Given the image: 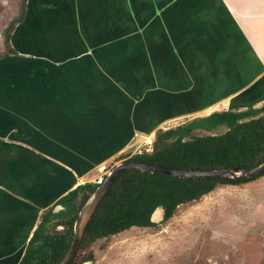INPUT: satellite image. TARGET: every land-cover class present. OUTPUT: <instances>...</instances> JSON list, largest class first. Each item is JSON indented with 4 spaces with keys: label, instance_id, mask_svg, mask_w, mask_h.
<instances>
[{
    "label": "rangeland",
    "instance_id": "374dc122",
    "mask_svg": "<svg viewBox=\"0 0 264 264\" xmlns=\"http://www.w3.org/2000/svg\"><path fill=\"white\" fill-rule=\"evenodd\" d=\"M45 3L50 6L54 3L58 11L51 14L43 11L39 6ZM213 4L212 1L209 4L208 0H0V64L3 63L0 68V182L12 189L7 188L11 192L9 194L5 188L0 190V264L18 263L27 245L25 242L27 227L32 225L35 229L38 225L39 216L45 205L42 200L48 195L47 191L51 190L46 188L41 194L40 188L24 189L22 184L33 180V175H16L11 163V159L18 163L22 162L16 153L25 151L27 146L31 149L35 145L32 139L25 137L27 135L25 120H28L26 119L28 111L44 97L46 93L44 90L53 92L55 100H62L61 106H66L65 110L63 109L65 115L58 121L57 129L65 126L67 130L64 131L65 134L72 137L69 122L75 118L77 122L85 125L84 133L91 130L95 132L94 137L87 134L89 138L84 136L77 141L63 138L61 157L66 160L77 159L75 152H81L87 157L92 156L97 160L96 155L109 152L113 146L119 144L120 136L121 141L126 137L125 128L134 129L133 133L138 141L130 140L128 144L126 142L130 148L127 146L124 151L114 148L116 149L114 154L102 160L97 166L98 171L90 175L88 182H94L101 172V175H107L113 167L125 162L133 154L144 148L149 150L157 129L174 127L199 116L202 118L201 113H198L200 108L192 109L200 106L197 98L192 106L191 102L189 105L179 104L181 101L178 98L179 96L181 98L183 93L180 88L174 85L166 89L157 86L156 91L149 90V76H140L141 78L137 79L132 73L138 71L131 68H134L133 64L139 60H143L141 64L147 69L152 62L156 63L159 69L172 62L170 61L172 49L164 43L166 35L161 34L164 32L161 30L164 21H170L174 15L172 13L176 10H200L203 12L202 15H205L204 12L214 9ZM75 7L78 8V17L75 14ZM101 9L105 14L99 19L98 11L101 12ZM193 14L196 19L200 17L199 13ZM25 15L26 31L30 26L31 28L36 26L44 38L57 39L55 45L46 43L43 46L46 50L45 53L43 51L44 57L48 55L46 52L53 50L52 52L58 53L60 48V53H64V49L69 46V52L59 61L61 66H53L48 62L50 60L41 58L42 52H38V56H34L32 61L23 57L20 51L14 54L11 52L9 48L11 33L15 27L17 29L22 25V18ZM83 15L85 18L79 20L84 17ZM48 17L54 21H46ZM172 18L179 20L180 14L176 13ZM75 27L77 29L80 27L88 36L92 32L95 33L93 38L100 44L91 45L90 49L87 45H79ZM156 36H161V43L159 42L158 46L151 41ZM58 38L61 42H58ZM186 42L188 43L186 49L192 55L195 51L193 45L197 44L198 40L194 38L193 42ZM223 43L222 46L228 47ZM76 46L80 51L78 54ZM133 47L137 49L136 55L139 56L135 62L134 53L130 51L129 56L127 54ZM210 47L212 44L199 47L200 53L203 52L204 56L202 53L198 56L202 58L196 68L201 73H206L213 67L214 61H219L213 60L217 58L208 52ZM106 52L111 54V60L103 61ZM74 53L76 55H71ZM6 56H9L20 72L3 69ZM231 57L233 55H230ZM234 64L235 70L236 67L244 70L240 76L247 75L242 74L248 69L250 74L257 78V70L255 69V72L249 63L245 64L241 59H235ZM262 77L264 76H261L260 80H263ZM251 82L247 85L241 81L238 85L236 82L235 93L228 95L229 90L221 92L219 94L221 102L214 97L211 102L214 107L206 111L211 114L216 110H247L264 106V94L255 92L254 83ZM31 84H38V87L32 88ZM136 84H142V87L136 89ZM59 86L63 89H58ZM22 87H25L24 90ZM262 89L264 92V88ZM154 94L162 95L159 97L160 100L164 99V96L171 98L168 104V111L171 112L165 113L167 108L163 104L162 108L159 107L161 104L151 99ZM211 99L213 97H207L206 101ZM163 103L165 104V101ZM140 109L144 111L143 121L139 120L136 113ZM185 110H187L185 116L179 117L178 115ZM108 113L110 118L116 120L115 122H107ZM54 116L59 117L57 113ZM177 116L178 118H172ZM127 122L128 126H125ZM66 123L69 125H65ZM151 132L153 133L148 142L147 138ZM67 146L73 149L72 152L67 150ZM19 170L24 171L25 168L20 166ZM42 178L47 180L45 182L56 179L54 172H45ZM64 182L61 180L59 184ZM82 182L85 183V179H82ZM44 184L43 182L39 185ZM12 192L23 198L30 196L34 201L27 205L26 202L15 198ZM33 208L39 211L37 213L39 216L31 220L28 213ZM62 212L63 210L52 213L61 217ZM89 249L92 258L86 261H90L91 264H264V174L247 183L219 185L199 200L178 206L174 214L165 221L163 219L151 227H130L96 241Z\"/></svg>",
    "mask_w": 264,
    "mask_h": 264
},
{
    "label": "crops",
    "instance_id": "0c3cea01",
    "mask_svg": "<svg viewBox=\"0 0 264 264\" xmlns=\"http://www.w3.org/2000/svg\"><path fill=\"white\" fill-rule=\"evenodd\" d=\"M211 1L214 2L215 7H213L214 9H211V11L204 12L205 15H202L203 12L200 10L198 11L194 9H188L187 11L176 10L172 14L174 15L176 13L180 14L179 20L172 18V16H174L172 15L170 21H164L163 23L164 25L161 26V30L164 32L161 34L166 35L164 43L167 44L169 48L172 49V53H173V55L171 56L172 60L170 59V61L172 62L170 63L168 62L166 65H164V68L160 67L159 69L156 63L152 62L150 68L147 69L143 67L141 64L143 60H139L135 62L139 58V56L136 55L137 49L135 47H133V50L130 49L127 51L128 56L131 53L130 51L134 53L133 60L135 63L133 62L134 68L131 69H135L138 72L136 73L133 72L132 73L133 77L139 79L141 78L140 76L148 75L149 83H150L149 90L156 91L157 86L166 89L168 88V86L171 87L174 85V87L180 88L183 91V93H181L182 95L181 98L180 96L178 98L181 101L179 104L183 103L189 105L190 102L193 103L194 100L197 98L198 105L200 104V106L194 107L192 109L200 108L198 113H201L200 115L202 117L209 115L206 109L208 110L209 108L212 107L211 102L215 98L219 100V94H221V92L229 90L228 93L229 95L230 93L234 92V90H236L237 85L235 83L237 80L240 81L239 76L244 70L243 69L240 70L241 68L236 67V72L235 73L232 72L234 70L229 65L231 64L234 67L235 59L236 60L241 59L242 61L245 62V64L249 63L250 64L249 66H251L252 68L253 67L257 68L258 70L256 75L257 78H255L254 74H250L248 70H245L246 72L244 74L249 73L250 75L247 79H245L244 83H246L247 85L249 82L253 81L251 83H254L253 87H256L254 88L255 90H257L255 92L260 93V95L264 94L263 91L262 93L260 92V90H263L260 88H264V80L262 79L260 80V77L264 75V0H208L209 4H211ZM226 3H228V5ZM190 7L191 6H187V8ZM39 8L47 12L48 14L56 13L58 11V8L55 6L54 3H52L51 6L48 3H45V5L39 6ZM106 8L108 12L109 7L107 6ZM77 9H78L77 7L74 8L75 14L78 17ZM193 13H199L198 16L200 17L197 19L194 18ZM98 14L99 16L97 18L102 19L105 14V11L101 9V12L98 11ZM83 16L84 17L80 18L79 20L84 19L85 15ZM184 19H189V21H185ZM26 20H27V15H25V17L22 18L23 21L22 25L18 26L17 29H15L16 28L15 27L14 30L12 31L11 43L9 44V48L12 50L11 52L13 54L14 52L16 53V51H20L23 57L28 58L29 60L32 61L34 59V56H36L38 52H42L41 55L43 56V54L46 51L43 48V46L46 43H50L49 45L51 44L55 45L57 39L44 38L43 36L40 35L39 27L36 26L35 28H31L30 26L29 30L26 31L24 28L26 24ZM48 20L54 21V19H51L50 17L46 19V21ZM99 23L100 21L98 20V25ZM77 24L78 22L76 23V25ZM75 32L80 41L79 45H87L88 46L87 48L90 49L91 45L94 46L96 43L100 44V42H96L94 40L93 35L95 33L93 32L90 34V36H88L80 27L78 29L75 27ZM160 37L156 36L155 39H151L152 44L158 46L161 43ZM194 38L198 40V43L193 45L195 51L191 55V52L188 49H186V47H188V43L186 41L193 42ZM153 40L155 42H153ZM58 42H61V39L58 38ZM222 43L226 44L228 47L222 46ZM211 44L212 47H210L208 52H211V54H213L212 56H215L217 58L213 60H219V61H214L213 67L209 68V70H207L206 73H201L196 68L198 62H200L202 58L198 56H200L201 53L204 56L203 52L200 53L199 47L202 45L205 46ZM77 46H76V53L78 54L80 51ZM52 51L46 52V54H48L47 57L43 56L41 58L50 60L48 62H50V64H52L53 66H61L62 64L60 65L59 61L63 60V57L67 55V53L69 52V46L64 49V53H60L61 48L60 50H58V53H56V51L54 52ZM216 52H218L219 54H216ZM76 53L71 55H76ZM230 55H233L234 59L233 57L230 58ZM114 58L112 59L114 60ZM103 59H104L103 61L111 60V54L109 52H106V56H103ZM4 62L5 64L3 69L11 70V71L17 70V72L21 71L19 69H16L15 64L11 62L9 56L5 57ZM2 66L3 63L0 64V68ZM142 68L145 69L141 71ZM225 68H228L226 69L227 71L225 70ZM255 68L253 69L254 71ZM146 71H149V73L147 74ZM194 74L196 76H194ZM223 74L225 75V77L223 76ZM214 77L216 78V80L214 79ZM231 77L232 79H229ZM255 81H257L256 82L257 84L255 83ZM31 85L33 86L32 88L35 89L38 87V84H31ZM185 86L187 87L185 88ZM138 87L141 88L142 84L135 85L136 89ZM222 87H226V90L223 89ZM24 88L25 87H22L23 90ZM58 89L61 90L63 88L59 86ZM44 91L46 92L44 97L39 99L38 96L39 99L38 103L36 104L34 102V104L36 105L28 111V114H26V119L28 120L27 121L25 120L26 122L25 126L27 128V135L25 137L29 140L32 139V141L35 142V145L31 149L30 146H27L28 148H26L25 151L16 153L17 157L22 159V162L18 163L14 159H11V163L13 167L12 170L16 172V175H20V174H26L28 176L31 174L33 175V180H29L28 183L25 182L22 184L24 189L40 188V190H42L41 194L46 188L51 189L47 191L50 194L48 193V195L45 196L44 199L42 200L43 203L45 202V205H43V207L44 209H46L47 207L53 205L58 199L64 196L67 192L74 189L78 185H82L83 183L82 179H85V181L88 182L90 180V175L93 172L98 171L97 166L100 164V162L102 160L108 159L114 154L115 152L114 150H116L114 148H119L120 151H124L127 146L130 148V145H126V142L127 144L130 140L131 141L134 140L136 142L138 141V138L137 139L135 138L136 135H134L133 133L134 129L130 130V127H127L125 128L126 129L125 134L127 135H125L126 137L122 141L120 136V138L118 139L119 144L116 145L118 147L113 146V149H111L109 152L101 153L99 156L96 155L98 157L97 160L93 159L92 156L90 155H89L90 157L84 156L81 152L80 153L75 152L76 153L75 157L77 159L75 160L72 159L73 161L66 160L65 158L61 157L62 156L61 147H63L61 141H63V138H65V140L74 139L75 141H77L78 138L81 139L84 136L86 138H89L90 136L87 137V134L93 135L94 137L95 132L93 133V131L91 130L92 132L90 131L88 133H84L83 130L85 128V125L82 124L81 122L80 123L77 122V119L75 118L70 120L71 121L69 122L70 125L69 123L65 124V125H69V128L71 126L70 133L72 134V137L71 136L68 137V135L65 134L64 132L66 130L65 126H63L60 129H57V127H59L58 121L61 120V118H63V115H65L64 108H66V106L65 105L61 106L62 100H55V97L52 95L53 92H51L50 90H44ZM191 91L193 92L191 93ZM159 94L158 95L154 94L155 96L153 95L151 99L154 100V102H156L157 104L160 103L161 105L158 106L161 108L163 104V106L167 108L165 113L171 112L168 111L169 110L168 104L169 102H171V98L168 97L166 98V96H164V99L162 98L160 100L159 97H161L162 95ZM7 96L8 95L6 94V97ZM207 97L209 98L213 97V99H211V101H206ZM226 97L229 98L230 96H226ZM163 101H165V104L163 103ZM152 103L153 101L151 102V104ZM192 105L193 104H191V106ZM201 105L203 106L201 107ZM189 107L190 106H188V108ZM130 109H132V106H130ZM26 110H28V108ZM141 110L142 109L138 110L136 113H138L139 120L143 121L144 118H142V113H144V111ZM187 110H185L184 113L178 116L179 117L185 116V112ZM56 113L60 118L54 116V114ZM127 114L129 113L127 112ZM109 115L110 114L108 113L107 122L109 123L115 122L116 120L113 119L112 117L110 118ZM178 116L172 118H178ZM46 119L48 124H46ZM125 124H126L125 126H128V122ZM67 150L69 152H72L73 149L71 150V148L67 146ZM4 162L5 161H3V163ZM20 166L24 167L25 170L27 171L25 170L18 171ZM45 172H54L56 179H54L52 182H45L47 180L45 178L44 179L42 178ZM61 180L65 182L59 184ZM43 182L45 184L40 186L39 184ZM4 188L6 189V192L8 194L11 193L10 191L7 190V188L10 190L12 189L8 187V185L6 186L2 185V183L0 182V190ZM12 194L18 200L22 202H26L27 205H31L30 203L34 201V199L30 196L23 198L18 195H15L14 192H12ZM52 194L54 195L52 196L53 198L51 197ZM50 197L51 199H49ZM34 211L35 210L33 208V210H31L28 213L30 219L31 218L34 219L36 216H39V214H37L39 211L38 212L37 211L34 212ZM27 229L28 230L25 236V242H27L28 239L30 238L32 231L34 230V227L31 225V227H28ZM3 244L5 245L6 243Z\"/></svg>",
    "mask_w": 264,
    "mask_h": 264
},
{
    "label": "trees",
    "instance_id": "16d2710c",
    "mask_svg": "<svg viewBox=\"0 0 264 264\" xmlns=\"http://www.w3.org/2000/svg\"><path fill=\"white\" fill-rule=\"evenodd\" d=\"M263 160L264 106H261L214 111L174 127L159 128L154 132L149 150L144 148L125 162L141 161L197 171L231 167L250 169ZM263 174L234 180L176 178L138 170L123 171L115 177L96 206L69 264H82L91 259L89 247L98 240L130 227L154 226L150 216L156 207L164 209L165 221L178 206L199 200L219 185L247 183ZM97 186L94 182L78 185L44 209L17 264H58L71 242L77 213ZM56 204L64 207L61 217L52 213Z\"/></svg>",
    "mask_w": 264,
    "mask_h": 264
},
{
    "label": "water",
    "instance_id": "95a60500",
    "mask_svg": "<svg viewBox=\"0 0 264 264\" xmlns=\"http://www.w3.org/2000/svg\"><path fill=\"white\" fill-rule=\"evenodd\" d=\"M138 170L141 172H148L151 174H159L176 178H190V179H203V178H228L234 180L249 179L257 177L264 173V160L256 167L250 169H244L241 167H231L214 170H183L172 169L156 164H150L141 161L123 162L113 167L109 173L105 176L102 184L98 185L96 189L89 194L80 210L77 213V217L73 224V236L71 242L67 248L64 257L58 264H69L75 256L79 243L81 241L84 229L88 223L91 215L93 214L99 201L106 193L115 177L123 171ZM64 210L63 205L57 204L52 209V212H59ZM164 209L162 207H156L150 216V222L159 223L164 219ZM82 264H91L90 261H85Z\"/></svg>",
    "mask_w": 264,
    "mask_h": 264
},
{
    "label": "bare ground",
    "instance_id": "6f19581e",
    "mask_svg": "<svg viewBox=\"0 0 264 264\" xmlns=\"http://www.w3.org/2000/svg\"><path fill=\"white\" fill-rule=\"evenodd\" d=\"M226 4L228 5V3H226ZM229 5H230V4H229ZM229 8H230V7H229ZM230 18H231V17H230ZM238 26H239V25H238ZM222 27H223V26H222ZM241 31H242V30H241ZM242 42H243V41H242ZM233 59H234V56H233ZM233 59H231V60H233ZM229 66L234 70V71H232V72L235 73L236 70H235L234 68H235L236 65L233 67V66L230 64ZM241 67H242V66H241ZM250 67H251V66H250ZM251 68H252V67H251ZM254 68H255V67H253L252 69H254ZM226 69H228V68H225V70H226ZM232 69H231V70H232ZM255 69L257 70V68H255ZM240 70H242V69H240ZM247 70H248V69H247ZM226 71H227V70H226ZM257 71H258V70H257ZM239 72H240V71H239ZM242 72H243V71H242ZM226 73H228V72H226ZM253 73H254V71H253ZM256 73H257V72H256ZM224 74H225V71H224ZM224 74H223V76L225 77ZM246 74H247V73H246ZM219 75H220V74H219ZM234 75H235V74H234ZM242 75H244V73H243ZM249 75H250V74L248 73V74L245 75V76H239L240 81L245 82V79H247V77H249ZM263 76H264V75H263ZM219 77H220V76H219ZM237 77H238V75H237ZM262 78H263V80H264V77H262ZM214 79L216 80L215 77H214ZM229 79H232V77L229 78ZM224 80H225V78H224ZM237 81H238V80H237ZM237 81H236V82H237ZM238 82H239V81H238ZM238 82H237V83H238ZM255 83H256V82H255ZM233 84H234V83H233ZM238 84H239V83H238ZM256 84H257V83H256ZM256 84H255V85H256ZM192 85H193V84H192ZM239 85H240V84H239ZM193 86H194V85H193ZM256 86H257V85H256ZM235 87H236V86H235ZM254 88H256V87H254ZM258 88H260V87H258ZM260 89H262V88H260ZM225 90H226V88H225ZM245 90H246V89H245ZM255 91H257V90H255ZM258 91H259V90H258ZM243 92H244V91H243ZM260 92L262 93V90H260ZM259 94H260V93H259ZM259 94H258V95H259ZM215 97H216V96H215ZM250 97H251V96H250ZM210 101H211V100H210ZM205 103H206V102H205ZM218 103H219V102H218ZM192 104H193V103H192ZM202 106H203V105H201V107H202ZM208 106H209V105H208ZM212 106H213V105H212ZM209 107H210V106H209ZM213 107H214V106H213ZM213 107H212V108H213ZM209 109H210V108H209ZM206 110H207V109H206ZM210 110H211V109H210ZM152 133H153V132H151V133L149 134L148 138H147V141H148V142L150 141V136H152ZM5 149H6V148H5ZM62 190H63V189H62ZM49 194H50V193H49ZM52 196H54V195L52 194L51 197H52ZM51 197H50L49 199H51ZM52 198H53V197H52ZM39 200H40V199H39ZM40 201H41V200H40ZM17 203H18V202H17ZM44 203H45V202H44ZM44 203H43V204H44ZM46 203H47V202H46ZM1 204H2V203H1ZM39 204H40V203H39ZM39 204H38V205H39ZM41 204H42V203H41ZM21 205H23V204H21ZM24 205H25V204H24ZM38 205H37V206H38ZM18 206H19V204H18ZM24 210H25V209H24ZM26 210H27V209H26ZM27 211H28V210H27ZM34 212H35V211H34ZM31 220H32V218H31ZM21 222H22V221H21ZM23 223H24V222H23ZM30 223H31V222H30ZM27 228H28V227H27ZM21 230H22V229H21ZM5 232H6V231H5ZM26 233H27V232H26ZM143 243H144V242H143ZM25 245H26V244H25ZM16 248H17V247H16ZM13 250L15 251V248H14ZM13 250H12V251H13ZM19 250H20V248H19ZM14 251H13V252H14ZM15 252H16V251H15ZM17 259H18V258H17ZM13 260H14V259H13ZM12 263H13V262H12ZM12 263H11V264H12Z\"/></svg>",
    "mask_w": 264,
    "mask_h": 264
},
{
    "label": "built area",
    "instance_id": "2783aa9c",
    "mask_svg": "<svg viewBox=\"0 0 264 264\" xmlns=\"http://www.w3.org/2000/svg\"><path fill=\"white\" fill-rule=\"evenodd\" d=\"M102 174V172H101ZM98 175L97 178L95 179L94 183H96L97 185L102 184L103 180H104V174L103 175Z\"/></svg>",
    "mask_w": 264,
    "mask_h": 264
},
{
    "label": "flooded vegetation",
    "instance_id": "af4514ba",
    "mask_svg": "<svg viewBox=\"0 0 264 264\" xmlns=\"http://www.w3.org/2000/svg\"><path fill=\"white\" fill-rule=\"evenodd\" d=\"M56 205H57V204H56ZM56 205H55V206H56ZM85 261H86V260H85ZM83 263H84V261H83Z\"/></svg>",
    "mask_w": 264,
    "mask_h": 264
},
{
    "label": "clouds",
    "instance_id": "9594fccd",
    "mask_svg": "<svg viewBox=\"0 0 264 264\" xmlns=\"http://www.w3.org/2000/svg\"><path fill=\"white\" fill-rule=\"evenodd\" d=\"M106 175V174H105ZM32 235V234H31ZM31 237V236H30ZM29 240V239H28Z\"/></svg>",
    "mask_w": 264,
    "mask_h": 264
}]
</instances>
